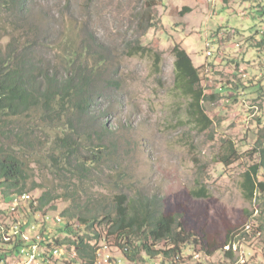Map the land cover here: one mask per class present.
Instances as JSON below:
<instances>
[{"label": "rangeland", "instance_id": "obj_1", "mask_svg": "<svg viewBox=\"0 0 264 264\" xmlns=\"http://www.w3.org/2000/svg\"><path fill=\"white\" fill-rule=\"evenodd\" d=\"M29 1L30 20L36 25L57 33L66 28L65 19L69 18L85 25L84 31L114 58L115 64L108 68L119 69L122 87L120 92H109L114 98L104 108L124 160L123 180L129 195L157 198L163 210L186 205L193 221L199 227L209 225L220 243L226 239L224 220L237 227L233 260L221 251L205 257L197 248L186 250L178 259L159 254L152 261L131 263L111 242L99 244L95 264H264V199L249 201L243 191V174L253 162H259L255 152L264 150V93L257 99L231 94L238 92L232 89L241 78L264 79V48L259 51L246 43L264 27V0ZM151 23L154 26L149 28ZM218 29L221 34L213 39L212 33ZM235 31L242 36H233ZM209 43L215 49H209ZM177 45L199 70L205 95L201 105L211 121L206 130L195 124L190 98L175 86L173 50ZM134 46L144 47L146 52L133 50L135 56L128 55ZM41 53L53 62L52 49ZM225 85L227 89L222 90ZM231 145L238 154L226 164L223 158ZM41 153L45 156V150ZM42 156L23 159L29 182L36 184L32 199L43 192L60 194L67 187L76 191V186L53 175ZM104 171L107 176L109 171ZM259 181H264V176ZM91 193V205L110 204L106 192L95 187ZM9 206L0 193V224L13 227L22 215L20 211L9 213ZM67 206L60 200L55 204L57 210L47 215L61 217ZM37 219L36 230L25 231L23 240L40 235L44 217ZM46 228L53 235L59 227ZM0 247L6 248L3 242ZM167 250L165 243L156 247L158 252ZM70 260L63 262L77 264ZM40 262L9 255L6 264Z\"/></svg>", "mask_w": 264, "mask_h": 264}, {"label": "trees", "instance_id": "obj_2", "mask_svg": "<svg viewBox=\"0 0 264 264\" xmlns=\"http://www.w3.org/2000/svg\"><path fill=\"white\" fill-rule=\"evenodd\" d=\"M29 2L0 0V193L10 205L14 197L35 191L36 184L29 182L23 159L42 156L43 150L42 157L50 164L53 175L76 186V191L67 187L60 194L43 192L28 206L19 207L22 217L15 219L13 227L0 224V243L6 246L0 247V264H6L9 255L21 258L22 249L35 245V251L42 254V264L61 263L53 254L58 248L62 253L65 249L69 260L77 264H95L99 244L111 242L131 263L152 261L159 254L178 259L186 250L197 248L205 257L221 251L226 259L233 260L237 227L230 221L224 220L226 239L220 243L209 225L199 227L193 221L186 205L163 210L157 198L129 195L123 180L124 160L104 108L114 98L109 92H120L122 87L119 69L108 68L115 64L114 58L92 34L84 31L85 25L69 18L65 19L66 28L57 33L36 25L30 20ZM151 24L149 28L154 26ZM263 30L264 27L247 38L248 47L259 51L264 48ZM234 33L235 37L242 36L239 31ZM220 34L218 29L212 38ZM210 45L209 49H215ZM42 49L53 50L52 63L41 53ZM133 50L146 52V48L134 46L128 55L135 56ZM173 53L175 86L190 98L195 124L206 130L211 121L201 105L205 95L199 70L180 46H175ZM238 82L232 89L238 92L232 95L257 99L264 93V79L258 82L255 77L241 78ZM226 89L225 85L222 90ZM255 153L259 162H253L243 174V191L249 201L264 199V181H259L264 176V150ZM237 154L231 145L223 162L228 164ZM105 168L109 171L107 176ZM95 187L106 192L104 197L111 198L110 204H90ZM60 200L68 206L55 233H47L43 219L40 235L31 241L23 240L25 231L31 227L34 231L38 225L37 217L57 210L55 204ZM162 243L169 250L156 251Z\"/></svg>", "mask_w": 264, "mask_h": 264}, {"label": "bare ground", "instance_id": "obj_3", "mask_svg": "<svg viewBox=\"0 0 264 264\" xmlns=\"http://www.w3.org/2000/svg\"><path fill=\"white\" fill-rule=\"evenodd\" d=\"M30 201L31 200H24V201H20L19 203H17V204H15V197H14V199H13V201L12 202H10V206H9V211H11V213H16V212H18V210H19V207L21 206V205H28V203H30ZM12 205H15V207H12ZM44 222H45V224H47V226H58V225H61L62 223H63V219L61 218V217H54L53 219H52V217L50 216V215H46L45 217H44ZM33 229L34 230H36V226L35 227H33ZM109 251V250H108ZM41 254V253H40ZM40 254L39 253H37L36 251H35V249H34V260H30L29 261V256H25L24 255V250H21V258H23V259H25L26 261H28V262H30V263H35L38 259L39 260H41L40 259ZM53 254H54V256L56 257V260H57V258L58 259H61V257L60 256H63V253H62V249H55L54 251H53ZM42 255V254H41ZM103 255V254H102ZM53 259H55L54 257H53ZM50 260H52V259H50ZM106 260H108V259H106ZM59 262H60V260H59ZM110 263V262H109ZM49 264H56V263H54V262H49ZM57 264H58V262H57ZM59 264H61V263H59Z\"/></svg>", "mask_w": 264, "mask_h": 264}, {"label": "built area", "instance_id": "obj_4", "mask_svg": "<svg viewBox=\"0 0 264 264\" xmlns=\"http://www.w3.org/2000/svg\"><path fill=\"white\" fill-rule=\"evenodd\" d=\"M24 200H33V199L31 197V195L17 196V197H15V204L19 203L20 201H24ZM12 207H15V205H12ZM34 248H35V246H33L30 249H22V250H24V255L29 256V261L34 260ZM44 254H46V249L43 248V255ZM60 257H61V264H64V262H63L64 260H66V261L69 260V259H67L68 254H67L65 249H63V256H60ZM41 264H42V260H41Z\"/></svg>", "mask_w": 264, "mask_h": 264}]
</instances>
